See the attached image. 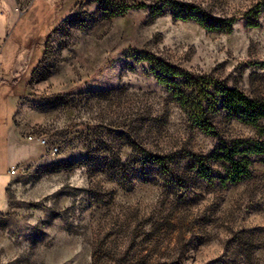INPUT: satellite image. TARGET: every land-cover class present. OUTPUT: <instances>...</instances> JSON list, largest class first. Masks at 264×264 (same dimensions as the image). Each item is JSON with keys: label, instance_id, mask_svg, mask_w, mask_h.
Wrapping results in <instances>:
<instances>
[{"label": "rangeland", "instance_id": "374dc122", "mask_svg": "<svg viewBox=\"0 0 264 264\" xmlns=\"http://www.w3.org/2000/svg\"><path fill=\"white\" fill-rule=\"evenodd\" d=\"M0 80V170L16 133L39 151L0 264H264V155L225 184L218 159L264 122L216 99L264 101V0H0Z\"/></svg>", "mask_w": 264, "mask_h": 264}, {"label": "trees", "instance_id": "16d2710c", "mask_svg": "<svg viewBox=\"0 0 264 264\" xmlns=\"http://www.w3.org/2000/svg\"><path fill=\"white\" fill-rule=\"evenodd\" d=\"M161 82L163 81L161 80ZM216 99L220 108L229 116L235 117L255 129H259L260 124L264 122V101L260 99L251 98L237 88L226 86H222L216 92ZM191 106L199 112H203L205 102L199 101L197 104L192 102ZM208 108H211L210 104H208ZM262 134H264V129L260 128V135ZM261 155H264V138L235 141L232 145L226 146L223 153L218 155V159L222 160L226 166L223 184L226 182L236 183L248 178L251 175L253 157ZM148 160L159 167L165 166L160 158L153 155H149Z\"/></svg>", "mask_w": 264, "mask_h": 264}, {"label": "crops", "instance_id": "0c3cea01", "mask_svg": "<svg viewBox=\"0 0 264 264\" xmlns=\"http://www.w3.org/2000/svg\"><path fill=\"white\" fill-rule=\"evenodd\" d=\"M25 51L27 47L23 48ZM17 70L13 69L11 74H14ZM13 132H15L13 128ZM16 138H9L5 142L4 147V154L6 160L13 155L18 159L14 162L13 160L8 161V164L4 165V170H0V213L3 212L7 207V188L10 181L11 176L9 175V170L11 167H20V165L27 163L35 159L38 156V149L35 144H22V140L20 139L19 135L16 133ZM25 144V145H24ZM24 146V147H22Z\"/></svg>", "mask_w": 264, "mask_h": 264}, {"label": "built area", "instance_id": "2783aa9c", "mask_svg": "<svg viewBox=\"0 0 264 264\" xmlns=\"http://www.w3.org/2000/svg\"><path fill=\"white\" fill-rule=\"evenodd\" d=\"M1 81V80H0ZM28 140L37 142L38 144L45 145L47 143L46 139L43 137H37L35 135H29L27 137ZM57 149L54 148L53 151H56ZM20 168L19 167H11L9 170V175L13 176L19 172Z\"/></svg>", "mask_w": 264, "mask_h": 264}]
</instances>
